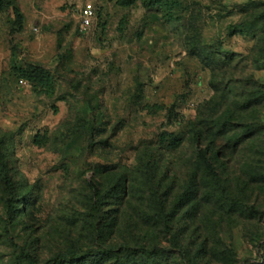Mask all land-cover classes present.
<instances>
[{
    "label": "rangeland",
    "instance_id": "1",
    "mask_svg": "<svg viewBox=\"0 0 264 264\" xmlns=\"http://www.w3.org/2000/svg\"><path fill=\"white\" fill-rule=\"evenodd\" d=\"M119 1L0 8V264H264V0Z\"/></svg>",
    "mask_w": 264,
    "mask_h": 264
},
{
    "label": "trees",
    "instance_id": "2",
    "mask_svg": "<svg viewBox=\"0 0 264 264\" xmlns=\"http://www.w3.org/2000/svg\"><path fill=\"white\" fill-rule=\"evenodd\" d=\"M7 1V0H0V8L2 7V5L4 4V2ZM121 5H124V6H129L131 4L134 3V0H120L119 1ZM168 2V1H167ZM150 6H154V5H157L159 7H162L164 5H169V4H173L172 3H164L163 1L161 0H150L149 3H148ZM14 10L17 14H19L21 17V13H20V9L19 7L14 4ZM168 19L169 20H173L174 19V15L171 13H168ZM33 72V71H31ZM33 73H28V71H23L21 73V77L23 78H26L28 80H31L33 78ZM23 78H21V80H24ZM160 110V109H158ZM195 137H196V140L198 141V143L200 144V147H201V133L200 131H196L195 133ZM162 140H165V137L162 136L161 138ZM173 141L178 144L181 142V139L179 138H175L173 139ZM199 158H200V161L201 163L204 164V166L211 172H214V169H213V165L211 163V160H210V157H209V153H208V149L206 148H200V151H199ZM0 178L1 180L3 181V183L6 185L7 188H11L12 185H13V180H12V176L10 174V171H9V164H8V161L5 159L4 157V153H3V148L0 146ZM127 248L128 251H130V255L132 257H140L142 259H146V260H153L156 258L157 256V252L155 250H151V249H147V248H142V249H134L130 246H125ZM112 251H90V254H88V256H90V260H96L97 263H93L92 261L88 262L87 264H104L108 258H110L111 256V253ZM28 262L29 264H36L33 257L28 255Z\"/></svg>",
    "mask_w": 264,
    "mask_h": 264
},
{
    "label": "built area",
    "instance_id": "3",
    "mask_svg": "<svg viewBox=\"0 0 264 264\" xmlns=\"http://www.w3.org/2000/svg\"><path fill=\"white\" fill-rule=\"evenodd\" d=\"M95 16L96 13L94 5L92 3H86L81 11L82 26H90ZM21 82L24 83V80H21Z\"/></svg>",
    "mask_w": 264,
    "mask_h": 264
}]
</instances>
